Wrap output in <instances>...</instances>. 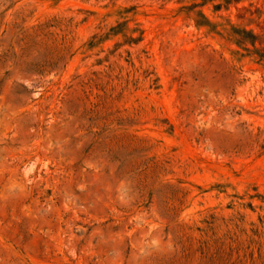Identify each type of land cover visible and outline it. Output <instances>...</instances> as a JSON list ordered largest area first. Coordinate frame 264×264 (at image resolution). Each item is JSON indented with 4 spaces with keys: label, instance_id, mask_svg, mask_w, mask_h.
Here are the masks:
<instances>
[{
    "label": "rangeland",
    "instance_id": "obj_1",
    "mask_svg": "<svg viewBox=\"0 0 264 264\" xmlns=\"http://www.w3.org/2000/svg\"><path fill=\"white\" fill-rule=\"evenodd\" d=\"M0 264H264V0H0Z\"/></svg>",
    "mask_w": 264,
    "mask_h": 264
}]
</instances>
